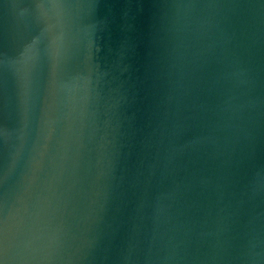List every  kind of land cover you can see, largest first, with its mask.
Here are the masks:
<instances>
[{
	"label": "water",
	"instance_id": "obj_1",
	"mask_svg": "<svg viewBox=\"0 0 264 264\" xmlns=\"http://www.w3.org/2000/svg\"><path fill=\"white\" fill-rule=\"evenodd\" d=\"M0 264H264V0H0Z\"/></svg>",
	"mask_w": 264,
	"mask_h": 264
}]
</instances>
